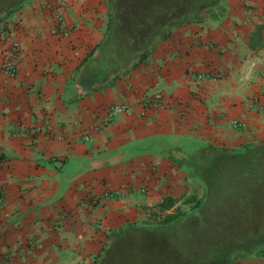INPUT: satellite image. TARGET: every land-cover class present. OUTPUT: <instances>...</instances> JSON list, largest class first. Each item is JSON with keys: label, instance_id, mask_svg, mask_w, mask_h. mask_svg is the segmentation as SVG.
I'll use <instances>...</instances> for the list:
<instances>
[{"label": "crops", "instance_id": "obj_1", "mask_svg": "<svg viewBox=\"0 0 264 264\" xmlns=\"http://www.w3.org/2000/svg\"><path fill=\"white\" fill-rule=\"evenodd\" d=\"M221 6L90 90L80 65L104 38L105 0H30L0 21V64L12 40L20 45L16 73L0 69V256L92 264L112 231L151 221L188 179L171 157L145 150L152 142L188 144L189 153L264 142V0ZM55 11L67 36L53 32ZM158 90L164 107H144ZM111 104L130 113L110 115ZM232 264H264V251L236 253Z\"/></svg>", "mask_w": 264, "mask_h": 264}, {"label": "trees", "instance_id": "obj_2", "mask_svg": "<svg viewBox=\"0 0 264 264\" xmlns=\"http://www.w3.org/2000/svg\"><path fill=\"white\" fill-rule=\"evenodd\" d=\"M28 1L0 0V21ZM105 2L108 17L104 38L80 65V82L88 90L111 84L144 61L157 42L175 28L216 16L222 7L221 0ZM154 144H148L145 150L167 155L180 167H187L204 186L203 198L193 196L189 209L173 212L167 210L174 199L165 198L158 205L160 219L128 222L112 231L92 264H232L236 251L242 255L264 251V142L244 145L239 151L206 145L193 153L165 141L151 148ZM232 165L244 167L252 175L246 192L250 196L249 225L243 229L210 227L219 179ZM239 187L243 186L237 183L235 189L241 191Z\"/></svg>", "mask_w": 264, "mask_h": 264}, {"label": "rangeland", "instance_id": "obj_3", "mask_svg": "<svg viewBox=\"0 0 264 264\" xmlns=\"http://www.w3.org/2000/svg\"><path fill=\"white\" fill-rule=\"evenodd\" d=\"M108 13V10H107ZM3 14L1 13L0 16ZM108 14H106V18ZM2 22V21H1ZM0 22V23H1ZM185 146V147H184ZM188 144H184L183 147L189 150ZM247 167V164H243ZM239 166L228 169L226 172L222 173L220 177L221 185L218 191L214 194L215 203L210 211V216L208 220V225L210 227L228 228L229 226L235 227L237 229L246 228L249 224L248 211H249V194H246L247 188L250 184L248 182L249 177L252 175L250 171H246V168ZM185 169V168H184ZM224 171V170H223ZM187 175V186L186 191L180 194L179 197L173 198L174 204L171 211L177 210H187L191 207L192 202H189L191 197H196L197 199H202L205 193L204 186L202 183L193 177L188 171L187 167L185 169ZM255 177V176H254ZM237 183L243 187L242 190L235 189ZM244 194V195H243ZM247 196H246V195ZM244 204V205H243ZM160 215H153L151 221L155 222L160 219Z\"/></svg>", "mask_w": 264, "mask_h": 264}, {"label": "built area", "instance_id": "obj_4", "mask_svg": "<svg viewBox=\"0 0 264 264\" xmlns=\"http://www.w3.org/2000/svg\"><path fill=\"white\" fill-rule=\"evenodd\" d=\"M54 17L57 23L53 26V32L55 33H62L63 35L67 36L71 29L65 25L63 20V16L61 12L55 11ZM19 52H20V45L18 41L12 40L8 49L4 51L1 58L0 69L1 71L7 76H13L17 71V63L19 59ZM200 76V75H199ZM217 77V75H215ZM166 103L164 94L161 91H153L149 94H145L143 99V106L144 107H151L153 109H162ZM109 113L110 115L116 113H130L129 106L126 104H111L109 105ZM85 139L88 137L85 135ZM119 192L117 190L109 191L105 190L101 197H109V196H117ZM100 197V198H101ZM91 202L96 205L99 203V198L94 197L90 199ZM3 202V197L0 191V205ZM0 264H12L10 256H0Z\"/></svg>", "mask_w": 264, "mask_h": 264}, {"label": "water", "instance_id": "obj_5", "mask_svg": "<svg viewBox=\"0 0 264 264\" xmlns=\"http://www.w3.org/2000/svg\"><path fill=\"white\" fill-rule=\"evenodd\" d=\"M239 150H241V149H239ZM239 150H236V151H239ZM236 253H240V254H242L241 251H236V252L233 253V255H235Z\"/></svg>", "mask_w": 264, "mask_h": 264}, {"label": "clouds", "instance_id": "obj_6", "mask_svg": "<svg viewBox=\"0 0 264 264\" xmlns=\"http://www.w3.org/2000/svg\"><path fill=\"white\" fill-rule=\"evenodd\" d=\"M253 68H255V65H253Z\"/></svg>", "mask_w": 264, "mask_h": 264}]
</instances>
